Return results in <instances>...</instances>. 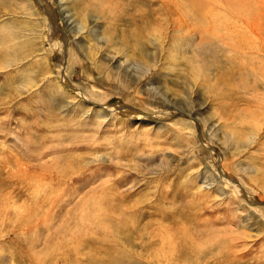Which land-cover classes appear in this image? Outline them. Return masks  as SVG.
<instances>
[{
    "label": "rangeland",
    "instance_id": "rangeland-1",
    "mask_svg": "<svg viewBox=\"0 0 264 264\" xmlns=\"http://www.w3.org/2000/svg\"><path fill=\"white\" fill-rule=\"evenodd\" d=\"M110 1L0 0V264H264V0Z\"/></svg>",
    "mask_w": 264,
    "mask_h": 264
},
{
    "label": "bare ground",
    "instance_id": "bare-ground-1",
    "mask_svg": "<svg viewBox=\"0 0 264 264\" xmlns=\"http://www.w3.org/2000/svg\"><path fill=\"white\" fill-rule=\"evenodd\" d=\"M66 0H62V2L61 3H59L60 5H62L64 2H65ZM117 2V6H119V0H116ZM138 1V0H137ZM187 1H189V0H187ZM192 1H190V3H191ZM189 3V4H190ZM138 4V3H137ZM144 4V3H143ZM192 4V3H191ZM108 6H109V9H111L112 11H114V12H116V10H117V6H116V4L114 3V1L112 0V1H110V2H108ZM138 6H139V4H138ZM137 6V7H138ZM192 6V5H191ZM139 9V8H138ZM137 9V10H138ZM141 9V8H140ZM195 9V8H194ZM61 12H62V10H61ZM197 12V11H196ZM88 19H89V21H91V24L93 25V28L92 29H94L95 28V32H96V30H97V26H98V21L100 20V18H96V17H88ZM83 22H85V21H81L80 22V26L78 25L77 27L78 28H76L74 31L75 32H77V34L78 33H80L81 31H82V29L84 28V24L85 23H83ZM141 22V21H140ZM73 23H74V21H73ZM73 23H71L70 25L72 26V24ZM75 23H76V21H75ZM76 26V25H75ZM73 28V27H72ZM74 29V28H73ZM73 29H71V30H73ZM84 30V29H83ZM69 32V31H68ZM92 32H94V31H91V33ZM141 35V34H140ZM72 40V39H71ZM102 40H105V42H107V40L105 39V37H102V38H99L98 39V42H100V44H101V41ZM150 40H151V43L152 44H154L155 46H156V43H159L160 42V38L156 35V34H154V35H152L151 36V38H150ZM109 42V41H108ZM72 43L73 42H71V46L73 47L74 45H72ZM204 45V44H203ZM158 46V45H157ZM71 47V50L73 51V48ZM114 46H112V48H113ZM159 47V46H158ZM112 50V49H111ZM115 50V49H114ZM68 54H70V50H69V52H68ZM155 54H156V52H155ZM73 53L70 55V57L72 56L73 57ZM146 59H148V58H146ZM240 62V61H239ZM243 62H245V61H243ZM242 64V63H241ZM246 64V63H245ZM249 67H250V65H249ZM198 71V70H197ZM149 72H150V66H149V64H148V62L147 61H145V62H142V66L141 67H139V70L135 73V74H137L136 76H135V74H134V76L135 77H137V78H140L141 80L144 78H146L147 79V77H148V74H149ZM256 74L259 76V78H262L263 77V74L262 73H260V71L258 70H256ZM122 75L125 77V78H127V79H129V80H131V79H134V78H131V77H133V76H130L129 74H125V73H119L118 74V76H120V78L122 77ZM194 79H197V78H194ZM124 82H126V81H124ZM145 82V81H144ZM128 83H129V81L128 82H126V83H123V86L125 87V86H127L128 85ZM148 83H150V82H148ZM58 84V83H57ZM60 84V83H59ZM190 88V87H189ZM150 93V92H149ZM148 94V93H147ZM153 94V93H152ZM72 100H74V102L76 101V98H73ZM166 100V99H165ZM73 102V103H74ZM254 112V111H253ZM101 113V112H100ZM256 113V112H255ZM255 113L254 114H252V113H250L249 112V114H247V116H245L243 119H241V120H239V122L240 123H248V122H250V124H252L253 126H254V128H256L257 130H255L256 132H257V134H256V137H258L259 136V131H260V129L261 128H259L258 129V126H259V122L258 121H260L259 119L258 120H256V115H255ZM255 115V116H254ZM106 115H103V119H106ZM254 139H255V137L250 141V143H249V146H247V147H245V149H247V148H249L250 146H251V144L253 143V141H254ZM214 183V182H213ZM212 182L210 183V184H208L207 186H214V184H213ZM221 185V184H220ZM210 187V188H211ZM225 186H223V188L221 187V186H219V185H217V191H219V192H221V194L222 195H228V194H232V193H230V190H232V189H230L229 191H226V192H224V190H225V188H224ZM224 189V190H223Z\"/></svg>",
    "mask_w": 264,
    "mask_h": 264
}]
</instances>
